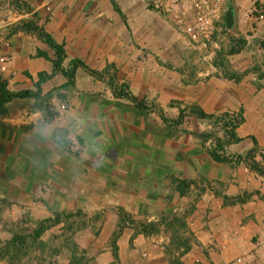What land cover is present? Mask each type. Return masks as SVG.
<instances>
[{"label":"crops","instance_id":"obj_1","mask_svg":"<svg viewBox=\"0 0 264 264\" xmlns=\"http://www.w3.org/2000/svg\"><path fill=\"white\" fill-rule=\"evenodd\" d=\"M113 1L116 7L111 0L33 5L37 25L65 49V70L79 60L109 72L98 80L78 68L72 83L57 72L41 83L37 101L15 99L0 115V264H10L3 247L20 235L12 228L56 216L50 229L61 236L70 223V239L94 264H168L177 221L185 226L180 235L192 239L185 264H264V177L210 157L211 141L201 145L196 136L216 131L209 121L172 123L190 108L241 112L244 122L235 133L242 141L225 153L253 150L263 163L264 48L258 47V58L251 50L230 56L237 77L231 79L218 66L216 44L201 47L175 27L176 16L191 19V12L157 11L153 2L161 0ZM263 1L221 0V15L231 9L238 24ZM38 50L49 60L36 57ZM52 59L41 40H0V78L11 92L35 91L38 75L53 73ZM113 74L144 103L143 112L114 96ZM244 193L252 195L244 203L223 200ZM121 213L135 226L158 228L150 236L136 234ZM66 253L59 250L57 258Z\"/></svg>","mask_w":264,"mask_h":264},{"label":"rangeland","instance_id":"obj_2","mask_svg":"<svg viewBox=\"0 0 264 264\" xmlns=\"http://www.w3.org/2000/svg\"><path fill=\"white\" fill-rule=\"evenodd\" d=\"M37 1L39 0H0V40H39L36 34L27 31L26 28V24L29 22L37 24L38 14L34 12L36 6H33ZM232 16L233 24L231 27H227L226 18L221 15L220 22L216 27L217 30L213 35L215 40H212L216 44L213 50L216 52L218 66L223 72H231V75L235 72L231 69L230 56L239 54L242 50L243 52L244 50H251L256 58L262 55L260 49L264 48V1L262 3L258 2L256 10L247 14V17L238 19V24L235 23L234 13ZM248 17L253 18L251 20ZM177 29L181 31L179 28ZM247 42H249L248 47H246ZM213 128L216 130L214 131L215 134L220 132V129L216 126ZM259 164L264 170V162H259ZM38 226L34 225L17 230L11 229L14 233H19L20 235L17 236H20L24 241L14 245L7 242L3 247L9 255L10 264H64L59 263L60 260L63 261L64 259H70L71 264H94L92 259L84 256L70 239L69 234L72 229L70 223H67L64 228L65 232L61 236L56 229H50L52 227L50 222H46L39 232L50 230L37 237ZM184 230V224L177 221L172 228L171 235H180ZM173 245L169 249L170 254H167L168 264H185L182 260L184 254L176 249L178 242L174 240ZM63 248L67 253L65 256H61L59 260L57 258L58 252ZM69 253H71V256H69ZM194 257L202 260L208 258L203 255Z\"/></svg>","mask_w":264,"mask_h":264},{"label":"trees","instance_id":"obj_3","mask_svg":"<svg viewBox=\"0 0 264 264\" xmlns=\"http://www.w3.org/2000/svg\"><path fill=\"white\" fill-rule=\"evenodd\" d=\"M111 1L114 7H116L114 1L113 0ZM26 28H27V31L36 34L38 39L41 40L44 44H46L48 48L54 53V59L51 60L53 64V73L51 75L39 74L38 81L34 85L35 91L26 90V91H20V92H11L7 88L6 82L0 78V115L6 114L8 104L11 103L15 99L33 98L37 101L39 98L40 92H41L40 91L41 83L50 79L57 72H61L63 76L68 80L69 83H72L74 81L75 73L78 68L84 69L90 76L98 80H104V76L108 74L109 67L103 72H96V71L89 69L87 66L84 65V63H82L79 60H74L70 64L69 69L65 70L62 66L66 58L65 49L63 45L58 44L53 39V37L47 31L44 30L43 27L35 23L29 22L28 24H26ZM36 57H42V58L49 60L48 54L41 50H38L36 52ZM225 73H226L225 75L230 77L231 79L237 78L235 74L228 75L229 73L227 71ZM262 77L264 78V75ZM109 83L113 89L114 96L116 98L129 99L132 103H134L135 108L140 112H143L146 109L143 102L137 101L136 98L132 97L129 94L128 87L126 85L116 84L115 74H113L110 77ZM186 117H195L198 119L207 120L212 125L220 129V132L222 133V137L217 136L213 132L196 135L201 145H204L208 141H211L212 146L209 150V154H210V157L215 162L230 165V166H238V165L244 164L250 170L257 173L259 176L264 177V170L262 169L259 162L254 160V157L252 155L253 150L247 152L244 156L226 155L225 153V147L231 144H238L242 141V139L237 137L235 133L236 129L244 122V118L241 112H238V113L225 112V113H220V114H206L204 111H202L199 108H190L188 110H181L178 120L173 121L172 123L181 124ZM253 141L255 144L254 139ZM183 185L184 183H182V187ZM251 196H252L251 194L244 193L234 198L223 196V200L224 202L231 203V204L244 203L247 200H249ZM120 218L122 222L130 223V224L133 223V222H130L128 217L124 215L123 213L120 214ZM46 222H50L51 226H53L59 222L58 216H56L54 219L45 220L44 222L39 224L38 226L39 229L38 231H36L37 237H39L44 232V230H41L40 232L39 230L43 228V224H45ZM133 226L136 231V234H143L145 236H150L151 234L155 233L158 228L157 224L153 222L139 223L136 226L135 225ZM174 240L178 242V247L176 249L181 251L183 254L190 251L192 239L189 236L172 234L169 248L167 249V254H170L169 249L171 245H173ZM23 241L24 240L21 239L20 236H14L10 241H8V244L14 245L17 243H22Z\"/></svg>","mask_w":264,"mask_h":264},{"label":"built area","instance_id":"obj_4","mask_svg":"<svg viewBox=\"0 0 264 264\" xmlns=\"http://www.w3.org/2000/svg\"><path fill=\"white\" fill-rule=\"evenodd\" d=\"M220 2L221 0H165L164 4L161 0L153 2V7L157 11L175 7L191 12V19L188 14H182L175 17L174 24L194 44L206 48L212 42L221 19ZM167 3H170V7H167Z\"/></svg>","mask_w":264,"mask_h":264},{"label":"water","instance_id":"obj_5","mask_svg":"<svg viewBox=\"0 0 264 264\" xmlns=\"http://www.w3.org/2000/svg\"><path fill=\"white\" fill-rule=\"evenodd\" d=\"M232 15H233V11L231 9H229L225 15L227 27H231V25L233 24V16Z\"/></svg>","mask_w":264,"mask_h":264}]
</instances>
